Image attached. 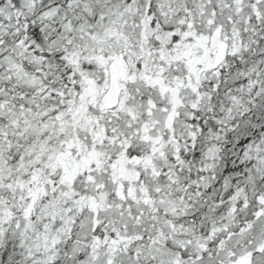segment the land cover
I'll return each instance as SVG.
<instances>
[{
    "label": "snow or ice",
    "instance_id": "1",
    "mask_svg": "<svg viewBox=\"0 0 264 264\" xmlns=\"http://www.w3.org/2000/svg\"><path fill=\"white\" fill-rule=\"evenodd\" d=\"M0 264H264V0H0Z\"/></svg>",
    "mask_w": 264,
    "mask_h": 264
}]
</instances>
